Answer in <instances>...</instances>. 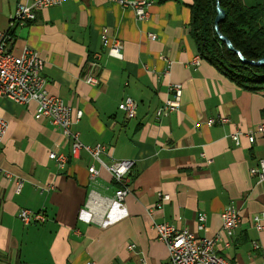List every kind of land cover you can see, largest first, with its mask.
Here are the masks:
<instances>
[{"label":"crops","instance_id":"0c3cea01","mask_svg":"<svg viewBox=\"0 0 264 264\" xmlns=\"http://www.w3.org/2000/svg\"><path fill=\"white\" fill-rule=\"evenodd\" d=\"M18 1L0 0V30L9 29L12 53L36 50L45 62L46 90L74 113L83 112L72 125L80 140L104 144L108 161L134 165L130 192L107 209L104 226L95 224L85 203L92 190L113 197L117 184L110 173L86 152L58 169L48 154L70 156L61 130L35 118V102L0 98V117L8 122L0 141V264H166L167 245L154 229L160 222L199 237L218 234L215 250L233 264H264V180L250 173L264 160V135L253 143L230 138L264 122V89H244L205 60L193 63L192 0H145L144 21L115 0H63L10 27ZM242 1L251 6L264 0ZM103 29L122 42L121 58L109 55ZM89 76L97 82L87 83ZM171 83L182 85L180 106L157 119ZM127 96L138 105L131 119L120 108ZM218 116L228 122L206 124ZM90 164L99 170L94 179ZM159 193L170 199L154 208ZM229 204L242 218L231 236L222 231L220 215ZM22 208L43 212L46 220L23 224Z\"/></svg>","mask_w":264,"mask_h":264},{"label":"built area","instance_id":"2783aa9c","mask_svg":"<svg viewBox=\"0 0 264 264\" xmlns=\"http://www.w3.org/2000/svg\"><path fill=\"white\" fill-rule=\"evenodd\" d=\"M63 0H19L15 11L10 20V27L14 23H25L33 21L38 10L58 5ZM123 7H130L134 10L136 18L144 21L148 18L149 3L145 0H115ZM151 39H155V34H149ZM12 36L8 30H0V98H6L10 101L27 105L31 102L36 103L35 118L46 119L51 124L57 126L62 134L70 142V156L64 153L50 151L48 156L56 162L58 169H65L69 160L78 157L81 152H86L100 167L107 170L117 188L113 197L101 196L96 191H91L87 197L85 206L90 214L91 222L104 226L106 224L104 215L107 209L115 202H122L125 196L130 192V174L134 161L130 159L107 160V149L104 144L87 145L80 140L79 134L73 130L72 125L82 116V110L74 113L72 107L65 103L60 97L50 94L46 90V79L43 76L44 59L39 53L25 46L19 55L12 53L9 47V41ZM102 43L107 48L109 55L122 57V42L107 35L106 29L102 32ZM96 56H98L96 54ZM200 57L197 55L193 58L194 64H199ZM87 83L95 84L97 78L89 76ZM170 98L156 109L155 117L161 118L163 115L175 112L180 106L182 96V85L180 83H171L169 85ZM137 102L127 96L125 97L120 108L125 117L131 119L135 117ZM228 118L224 116L211 117L206 120L207 125L215 123H227ZM8 128V122L0 117V141ZM257 134L264 135V122L259 123L253 130L242 131L237 129L230 134V138L239 143L240 137L244 136L250 143H253ZM90 178L94 179L99 175V170L90 164L87 168ZM252 176L257 177L258 181L264 180V160L260 159L257 167L251 168ZM21 188V182H16V191ZM170 196L167 193H159L158 201L154 208H159L163 203L168 201ZM153 211V209H152ZM222 231L231 236L240 226L242 218L238 208L234 204L227 205L221 212ZM18 218L23 224L42 223L46 220L43 212L33 211L22 208L18 211ZM205 224V215L198 216V229H203ZM257 228L263 226L257 224ZM157 238L167 245L169 257L166 264H233L228 258L217 253L215 244L219 239L216 234L213 237L197 236L186 228H177L176 226L160 222L154 224ZM257 247V244L254 243ZM127 248L135 250V244H128ZM86 264H96L90 261ZM138 264H147L141 262Z\"/></svg>","mask_w":264,"mask_h":264},{"label":"trees","instance_id":"16d2710c","mask_svg":"<svg viewBox=\"0 0 264 264\" xmlns=\"http://www.w3.org/2000/svg\"><path fill=\"white\" fill-rule=\"evenodd\" d=\"M217 0H192L189 35L200 59L247 90L264 89V1L246 6L242 0H218L224 17L217 23ZM225 36L229 49L219 35Z\"/></svg>","mask_w":264,"mask_h":264},{"label":"water","instance_id":"95a60500","mask_svg":"<svg viewBox=\"0 0 264 264\" xmlns=\"http://www.w3.org/2000/svg\"><path fill=\"white\" fill-rule=\"evenodd\" d=\"M216 3H217V14H216V19H215V28H216V31L218 32L217 23L224 17L225 12L220 7L218 0L216 1ZM219 36L224 42H226L229 49H233L231 44L229 43L228 39L225 36H223L221 34ZM253 64H264V58H260L257 61H254Z\"/></svg>","mask_w":264,"mask_h":264}]
</instances>
